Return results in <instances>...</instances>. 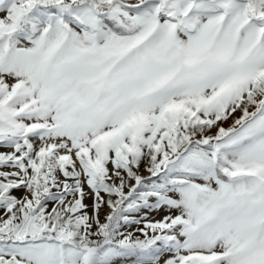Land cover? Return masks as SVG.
I'll use <instances>...</instances> for the list:
<instances>
[{
    "label": "snow or ice",
    "instance_id": "obj_1",
    "mask_svg": "<svg viewBox=\"0 0 264 264\" xmlns=\"http://www.w3.org/2000/svg\"><path fill=\"white\" fill-rule=\"evenodd\" d=\"M0 264H264V0H0Z\"/></svg>",
    "mask_w": 264,
    "mask_h": 264
}]
</instances>
